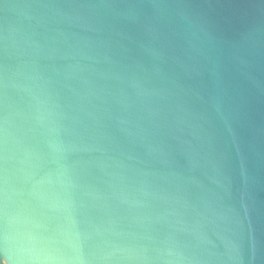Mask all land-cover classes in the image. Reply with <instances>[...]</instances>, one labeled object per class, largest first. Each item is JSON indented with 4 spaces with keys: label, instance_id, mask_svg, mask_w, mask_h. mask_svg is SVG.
<instances>
[{
    "label": "water",
    "instance_id": "obj_1",
    "mask_svg": "<svg viewBox=\"0 0 264 264\" xmlns=\"http://www.w3.org/2000/svg\"><path fill=\"white\" fill-rule=\"evenodd\" d=\"M0 264H264V0H0Z\"/></svg>",
    "mask_w": 264,
    "mask_h": 264
}]
</instances>
